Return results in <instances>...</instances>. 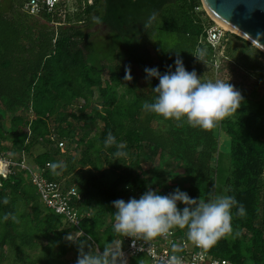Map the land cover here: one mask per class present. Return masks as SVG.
Wrapping results in <instances>:
<instances>
[{
  "label": "trees",
  "instance_id": "1",
  "mask_svg": "<svg viewBox=\"0 0 264 264\" xmlns=\"http://www.w3.org/2000/svg\"><path fill=\"white\" fill-rule=\"evenodd\" d=\"M26 1L0 0V154L13 161L0 174V264H70L67 256H78L64 239L70 232L91 236L87 242L101 252L110 242L125 249L127 237L113 228V201L139 199L150 188L160 195L179 188L205 201L210 193L235 197L246 214L234 207L232 234L204 248L239 264H264V52L229 30L211 45L207 29L215 22L202 0H62L36 14ZM96 26L111 32L107 55H95ZM198 50L203 62L193 55ZM177 52L203 81L229 80L241 92L237 114L203 130L143 110L159 83L146 80L144 69L174 72ZM109 132L127 158L114 161L116 146L104 147ZM155 160L148 174L144 162ZM36 173L65 192L76 189L80 198L72 195L70 204L78 225L46 204ZM6 213L19 223L5 221ZM174 230L187 238L186 229ZM126 264L152 259L140 253Z\"/></svg>",
  "mask_w": 264,
  "mask_h": 264
},
{
  "label": "clouds",
  "instance_id": "2",
  "mask_svg": "<svg viewBox=\"0 0 264 264\" xmlns=\"http://www.w3.org/2000/svg\"><path fill=\"white\" fill-rule=\"evenodd\" d=\"M155 16V12L151 13L146 25L151 24ZM96 23L101 21L97 18ZM193 55L203 62L202 51L198 50ZM168 67L171 69L172 66ZM144 71L146 80L156 78L159 83L152 88L154 101L144 102L143 110L165 120H175L181 126L182 122H186L193 128L212 130L226 118L237 114L244 100L241 92L229 83V80L203 81L195 70H186L178 52L174 72L169 70L161 74L158 68H145ZM132 79L131 68L126 66L124 80L130 82ZM113 145L117 149L113 154L114 161L127 158L125 145L118 144L116 137L109 132L104 147ZM53 167L63 165L57 164ZM209 196L207 201L200 197L191 198L179 188L169 195H160L150 188L139 199L130 198L127 202L118 199L113 201L116 210L114 231L121 236L132 238L134 242H148L157 237L171 235L174 228L186 229L187 238L194 244L211 247L220 239L232 234V209L237 208V216H244L246 212L244 206L233 196L211 193ZM178 202L184 205L182 210L177 207ZM4 203H8L7 198ZM8 219L19 223L18 216L13 213L4 215V220ZM82 236L70 232L64 237L69 244L77 245L76 264H126L121 247L115 242L106 244L101 252L96 245L87 242L92 239L91 236L81 240ZM170 264H180V261L173 256Z\"/></svg>",
  "mask_w": 264,
  "mask_h": 264
},
{
  "label": "built area",
  "instance_id": "3",
  "mask_svg": "<svg viewBox=\"0 0 264 264\" xmlns=\"http://www.w3.org/2000/svg\"><path fill=\"white\" fill-rule=\"evenodd\" d=\"M60 1L62 0H27L24 8L30 13L36 14L43 7L49 10L53 9ZM214 22L207 29V41L213 46H218L228 30L222 24ZM59 145L64 147L63 142H60ZM34 182L48 206L65 214L76 225L79 224V216L70 204L72 195L80 198L75 188H70L65 192L59 184L49 182L37 173L34 175ZM127 243V247L121 249L124 259H128L132 255L146 253L152 259V264H170L173 256L179 259L180 264H239L227 258L211 255L204 247L197 246L185 236L178 235L174 229H172L171 235L161 236L159 239L148 242L141 240L134 242L132 238L127 237Z\"/></svg>",
  "mask_w": 264,
  "mask_h": 264
},
{
  "label": "water",
  "instance_id": "4",
  "mask_svg": "<svg viewBox=\"0 0 264 264\" xmlns=\"http://www.w3.org/2000/svg\"><path fill=\"white\" fill-rule=\"evenodd\" d=\"M207 14L264 52V0H202Z\"/></svg>",
  "mask_w": 264,
  "mask_h": 264
},
{
  "label": "rangeland",
  "instance_id": "5",
  "mask_svg": "<svg viewBox=\"0 0 264 264\" xmlns=\"http://www.w3.org/2000/svg\"><path fill=\"white\" fill-rule=\"evenodd\" d=\"M68 5H73L76 0H66ZM92 30L96 31L97 34L93 37V42H95L94 49L95 55L100 56L101 54H109L112 52L111 49V32L106 28V27H101V26H96ZM101 52V53H100ZM90 53V51H89ZM100 53V54H99ZM138 74H140V71L137 70ZM142 80V79H141ZM102 123L99 125H95L92 128V134L99 132L101 130ZM220 150L222 153V159L227 160V157L225 156L226 154L229 153L230 150V139L229 136L226 133H221L220 137ZM79 156V155H78ZM3 160V161H2ZM13 162V161H12ZM9 157H6L3 154H0V174L7 175L10 171V163H12ZM157 163V160L155 162H144V168L147 169V173L150 174L151 172V167ZM175 181V180H174ZM68 260L70 261V264H76L75 256L74 254H69L67 256ZM127 263V258L125 259Z\"/></svg>",
  "mask_w": 264,
  "mask_h": 264
},
{
  "label": "bare ground",
  "instance_id": "6",
  "mask_svg": "<svg viewBox=\"0 0 264 264\" xmlns=\"http://www.w3.org/2000/svg\"><path fill=\"white\" fill-rule=\"evenodd\" d=\"M217 22L220 23V24H222L227 30H230V28H229L227 25L223 24V23L220 22L219 20H217ZM2 161H3V160H2Z\"/></svg>",
  "mask_w": 264,
  "mask_h": 264
}]
</instances>
